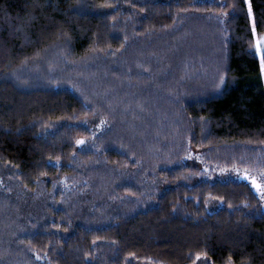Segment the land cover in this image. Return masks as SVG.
<instances>
[{"label":"trees","instance_id":"trees-1","mask_svg":"<svg viewBox=\"0 0 264 264\" xmlns=\"http://www.w3.org/2000/svg\"><path fill=\"white\" fill-rule=\"evenodd\" d=\"M263 33L264 0H0V264H264L224 178L264 184Z\"/></svg>","mask_w":264,"mask_h":264},{"label":"snow or ice","instance_id":"snow-or-ice-1","mask_svg":"<svg viewBox=\"0 0 264 264\" xmlns=\"http://www.w3.org/2000/svg\"><path fill=\"white\" fill-rule=\"evenodd\" d=\"M249 14H251V5L249 4ZM255 51L256 53L260 54V70H261V74L264 75V37H261L260 39L257 40L256 42V46H255ZM225 77L221 76L220 77V83H224ZM219 87V85H218ZM103 123V121L101 122ZM85 141L83 139H79L76 141L77 144H83ZM221 171H224V169H222ZM237 172H239L240 170L237 168L236 169ZM243 176L248 179L252 186L259 192L264 193V184L260 183L257 179L256 176H252L249 174L248 171H244L243 172ZM262 199H264V196L261 197ZM199 256V254H197Z\"/></svg>","mask_w":264,"mask_h":264},{"label":"rangeland","instance_id":"rangeland-1","mask_svg":"<svg viewBox=\"0 0 264 264\" xmlns=\"http://www.w3.org/2000/svg\"><path fill=\"white\" fill-rule=\"evenodd\" d=\"M261 37H264V33L261 34L260 36H256L255 37V43H254V52L256 54V56L258 57V59L260 60V54L259 53H256L255 51V46H256V42L258 39H260ZM262 78H263V83H264V75H262ZM250 174V173H249ZM252 176H255L253 174H250ZM220 179H222V177L219 176ZM224 178H229V179H235V180H239V181H244V182H247L253 189L254 191L256 192V194L259 196L260 198V201H261V204L264 208V199H262L261 197L264 196V193H261L259 191H257L251 184V182L246 179L244 176H243V172H237V171H232V172H229L228 174H226V176ZM259 181V180H258ZM260 182V181H259ZM261 183V182H260Z\"/></svg>","mask_w":264,"mask_h":264}]
</instances>
